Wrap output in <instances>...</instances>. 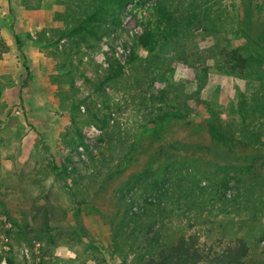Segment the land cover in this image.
<instances>
[{
    "label": "rangeland",
    "instance_id": "rangeland-1",
    "mask_svg": "<svg viewBox=\"0 0 264 264\" xmlns=\"http://www.w3.org/2000/svg\"><path fill=\"white\" fill-rule=\"evenodd\" d=\"M231 2L236 1L222 0L228 10ZM206 3L128 0L116 13V0H0V251L12 248L24 264H38L41 254L46 262L56 257L54 264H102L110 228L95 209L109 215L115 204L133 211L142 202L138 195H145L144 184L155 182L160 189L168 184L176 207L196 203L187 217L158 225L160 233L198 231L204 241L206 225L193 217L197 213L203 220L208 213L209 227L214 224L227 235L243 236L250 251L260 253L264 137L261 147L239 144L230 154L210 142L203 125L211 107L220 116L221 128L244 140L246 124L236 104L244 81L225 73L219 64L220 37L205 30L202 22ZM102 4L110 10L106 21L84 35L85 41L72 37L70 30ZM187 13L189 23L176 37L163 40V46L152 52L136 48L148 29H161L173 22L170 15L180 18ZM115 64L123 75L105 87L107 124L99 128L91 120L85 123L84 98L90 109H104L94 88ZM73 105L84 115V144L76 148L63 141L73 134ZM165 111L182 120L168 117L151 124ZM52 161L66 164L68 170L86 164L88 173L95 167L101 171L96 176L100 182L121 170L83 207L90 239L80 240L69 229L71 207L50 173ZM131 180L142 190L128 188ZM73 188L80 197V186ZM82 189L91 192L85 185ZM214 189L224 190L225 197L212 210ZM152 202L163 205L164 199ZM47 223L57 228L53 243L40 232Z\"/></svg>",
    "mask_w": 264,
    "mask_h": 264
},
{
    "label": "trees",
    "instance_id": "trees-1",
    "mask_svg": "<svg viewBox=\"0 0 264 264\" xmlns=\"http://www.w3.org/2000/svg\"><path fill=\"white\" fill-rule=\"evenodd\" d=\"M235 1V3L229 4V10L226 9L227 6L222 3V0H208L202 10L200 6L198 8L202 14L204 13L202 16L204 29L220 37V43L216 47L219 64L225 73L244 81L245 85L241 98L236 103L238 112L246 124L244 140H238L234 133H227L221 128L220 116L213 108H207V115L203 119V125L210 142L230 154L235 152L239 144L261 147L264 137V0H256L255 6L252 3L253 0ZM127 2L128 0H116V7L113 11L120 12ZM108 11L110 10L105 5H100L99 9L73 27L70 30V35L72 37L78 36L85 41L84 35H89L94 30V26L106 21L105 14ZM115 20L118 22L119 19L116 17ZM169 20L173 22L167 23L168 25L161 29H148L142 34L137 39L136 48L151 52L156 50L163 46V40L165 41L167 37H176L179 29L185 27L191 17L188 16V13L180 18L170 15ZM122 75V67L115 64L111 66L102 79L97 81L94 92L102 98L104 109L101 110L96 107L90 109L89 99L84 98L86 121L82 119L83 114L75 111L76 106H72L69 128L73 134L69 138H63L67 146L72 148L83 146L84 136L80 129L82 123L91 120L90 122L99 128H103L107 124L109 115L106 113L110 112V108L107 103L105 87L108 84L116 83ZM76 103L80 104L79 101ZM168 117L182 120L175 113L165 111L153 119L151 124L155 125L157 121H164ZM125 159L127 163L132 162L130 156H126ZM87 168L85 164L80 168L83 169V172L74 166L68 170L66 164H57L52 161L50 169L54 181L61 184L62 192L66 195L71 207L69 229L80 240L90 239L84 222L83 207L92 203L100 190L109 187L108 182L113 174H119L121 171L116 169L112 174L105 175L104 180L100 182L96 176L100 175L101 171L93 167L95 172L88 173ZM74 185L80 186V197L74 190ZM84 185L91 191L90 193L86 192L88 190L83 191ZM167 185L164 183V189H160L155 182L145 183L143 190L145 195H138L142 202L133 211L128 207L122 208V206L115 204L109 215L97 208L95 209L96 216L110 228L111 241L108 250L104 251L107 258L102 259V264L108 262L116 264H264V248L262 246L259 245L258 248L260 253H252L243 236L235 233L227 235L223 230H218V226L214 224L209 227L208 213L203 220L199 219L200 215L197 213L193 217L195 222L206 225L205 230H202L204 241L198 231L189 232L181 229L177 235L160 233L158 225L167 220H172L174 217H187L192 207L196 205V203H186L181 209L176 207L170 199V191ZM127 186L128 188L138 187L133 180ZM222 186L225 187L226 185L223 184ZM139 189L142 190V186ZM213 191L212 194L217 197H211L210 207L212 210H214L216 201H224L222 198L225 195L224 190L214 189ZM83 193L87 195L83 196ZM154 198L158 199V202L164 199V204L153 203L152 199ZM119 200L121 205H125L126 199L124 197H120ZM131 201L135 202L133 198ZM53 231H57V228L49 226V223L43 231L40 229L41 233H46L45 237L50 243L55 241ZM34 232V235L41 236L37 230ZM208 238L210 243L207 244L206 239ZM46 257V255L41 254L38 264H54L56 261V257L52 256V259L46 262ZM3 260L6 264H24L19 261L12 248L0 251V263Z\"/></svg>",
    "mask_w": 264,
    "mask_h": 264
}]
</instances>
